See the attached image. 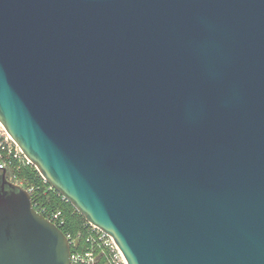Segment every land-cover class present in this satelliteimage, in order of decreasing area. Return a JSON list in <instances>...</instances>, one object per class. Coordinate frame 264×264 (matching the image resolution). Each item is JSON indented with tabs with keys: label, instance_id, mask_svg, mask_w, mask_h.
Masks as SVG:
<instances>
[{
	"label": "water",
	"instance_id": "obj_1",
	"mask_svg": "<svg viewBox=\"0 0 264 264\" xmlns=\"http://www.w3.org/2000/svg\"><path fill=\"white\" fill-rule=\"evenodd\" d=\"M0 121L128 264H264V0H0ZM0 174V264H72Z\"/></svg>",
	"mask_w": 264,
	"mask_h": 264
},
{
	"label": "built area",
	"instance_id": "obj_2",
	"mask_svg": "<svg viewBox=\"0 0 264 264\" xmlns=\"http://www.w3.org/2000/svg\"><path fill=\"white\" fill-rule=\"evenodd\" d=\"M28 165L34 164L25 155L22 148L13 139V137L7 131L3 123L0 121V170H15V172L11 174L9 180L26 188L27 191L33 197L32 193L34 191V188L26 187V180L20 179L18 173L16 172L20 170L21 167ZM50 189L55 188L50 185L49 190ZM63 198L66 199L65 197ZM36 210L48 217L59 227L60 224L64 223V217L62 216L61 210H53L50 215L45 214L46 209L39 210L36 208ZM85 227L86 233H79L80 236L84 235L85 247L84 249H76L74 252L72 251V264H99L101 260H104L106 264H128L124 253L119 248L114 238L110 234H108L107 232H105L104 230L89 221H87ZM68 238L70 240L71 245L73 244L74 246H78L77 240L75 238H70L69 236Z\"/></svg>",
	"mask_w": 264,
	"mask_h": 264
},
{
	"label": "trees",
	"instance_id": "obj_3",
	"mask_svg": "<svg viewBox=\"0 0 264 264\" xmlns=\"http://www.w3.org/2000/svg\"><path fill=\"white\" fill-rule=\"evenodd\" d=\"M4 171L0 170V174ZM15 170H7L6 177L10 179L12 173ZM20 179H25V185L28 188H34L33 191V203L39 210L46 209L45 214L50 215L54 210H61L64 217V223L60 224L61 229L70 238L77 240L78 246L71 245L72 251L76 249H84L85 241L84 235L80 236L79 233H86L85 224L86 218L73 206V204L66 199L55 189L49 190V183H47L38 169L34 165H28L21 167L16 171ZM99 264H106L104 260H101Z\"/></svg>",
	"mask_w": 264,
	"mask_h": 264
}]
</instances>
